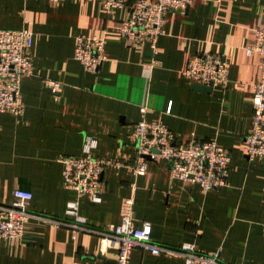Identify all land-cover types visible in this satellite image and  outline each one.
Here are the masks:
<instances>
[{"label": "crops", "instance_id": "1", "mask_svg": "<svg viewBox=\"0 0 264 264\" xmlns=\"http://www.w3.org/2000/svg\"><path fill=\"white\" fill-rule=\"evenodd\" d=\"M127 16V8L106 14L97 0H0V30H28L34 39V75L20 89L24 115L0 112V203L26 190L33 195L32 213L74 222L66 212L76 202L87 225L103 229L120 223L134 188V222L151 225L154 243L193 244L226 264H264V159L246 154L261 61L247 56L246 47L264 25V0H196L183 13L169 12L156 54L150 44L126 46L119 28ZM79 35L106 41L107 60L96 73L75 59ZM208 51L227 62L229 84L197 89L183 72ZM154 61L157 66L145 72ZM46 81L60 84L59 91ZM142 120L164 123L177 144L216 141L232 157L228 185L206 192L173 179L163 159L149 160L146 173L133 177L130 135ZM87 136L98 142L96 157L126 163L104 174L101 203L64 185L59 157H79ZM26 230L24 247L0 241V264L117 263V249L102 247L96 234L37 219ZM130 262L185 264L140 248Z\"/></svg>", "mask_w": 264, "mask_h": 264}, {"label": "built area", "instance_id": "2", "mask_svg": "<svg viewBox=\"0 0 264 264\" xmlns=\"http://www.w3.org/2000/svg\"><path fill=\"white\" fill-rule=\"evenodd\" d=\"M59 3L65 0H48ZM92 1V0H87ZM102 4L106 14L127 8V19L119 30L128 47L150 44L153 53H157L159 38L165 33L166 16L169 12H185L196 0H97ZM132 3V4H131ZM131 4V5H130ZM255 39L246 47L247 56L258 55L261 59L259 79L254 86L253 122L247 137L246 154L250 159H264V25L255 31ZM33 34L28 30H0V112L16 118L24 115L25 106L21 97V83L26 77L34 75ZM106 41L102 37L79 35L76 39L75 59L88 72L96 73L104 61ZM157 66L144 68L145 72ZM191 82L209 88L229 84L228 64L217 53L208 51L191 59L183 72ZM55 93L60 84L46 81ZM145 113L146 109L143 108ZM136 153L128 164L133 177L144 175L148 162L166 160L170 163L171 177L180 181L197 183L204 191L219 190L228 185L229 167L232 161L230 152L220 147L216 141L177 144L174 134L160 121L142 120L134 127L130 135ZM98 142L91 136L84 141L79 157L60 155L63 164V179L67 189L89 196L93 203H101L104 193L103 176L108 169L125 166L126 163L116 157L98 158L94 151ZM149 158V159H148ZM134 187V185H133ZM133 192L124 200L121 220L118 225H109L103 229L90 228L86 219L80 216L76 202L68 205L66 219H56L31 212L33 195L21 189L14 191L10 204L0 203V241H6L15 247L26 245V226L30 219H37L56 227H71L100 237L102 247L116 248V264H131V254L140 248L153 255L166 254L173 258H182L185 264H226L218 253L203 254L195 245L186 244L181 248L160 246L152 240V227L149 223L136 226L134 220L135 194Z\"/></svg>", "mask_w": 264, "mask_h": 264}, {"label": "water", "instance_id": "3", "mask_svg": "<svg viewBox=\"0 0 264 264\" xmlns=\"http://www.w3.org/2000/svg\"><path fill=\"white\" fill-rule=\"evenodd\" d=\"M195 88L197 89H205V90H209L207 87L204 86H200V85H196ZM149 159V158H148ZM150 160V159H149Z\"/></svg>", "mask_w": 264, "mask_h": 264}]
</instances>
